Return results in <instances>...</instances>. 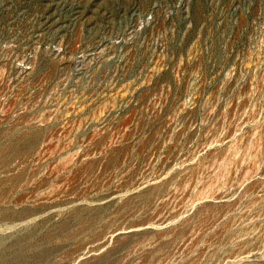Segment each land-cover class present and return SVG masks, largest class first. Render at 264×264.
Masks as SVG:
<instances>
[{
    "label": "rangeland",
    "instance_id": "obj_1",
    "mask_svg": "<svg viewBox=\"0 0 264 264\" xmlns=\"http://www.w3.org/2000/svg\"><path fill=\"white\" fill-rule=\"evenodd\" d=\"M0 264H264V0H0Z\"/></svg>",
    "mask_w": 264,
    "mask_h": 264
}]
</instances>
